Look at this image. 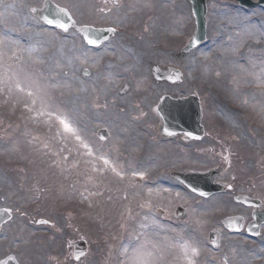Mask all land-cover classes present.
I'll use <instances>...</instances> for the list:
<instances>
[{"label": "rangeland", "instance_id": "obj_1", "mask_svg": "<svg viewBox=\"0 0 264 264\" xmlns=\"http://www.w3.org/2000/svg\"><path fill=\"white\" fill-rule=\"evenodd\" d=\"M44 1L0 0V209L13 216L0 232V260L185 264L181 246L189 244L198 250L194 264H264V227L259 238L249 236L256 210L234 200L246 195L264 209V9L209 0L211 47L205 42L183 56L195 29L189 0H52L79 26L116 29L99 48L88 47L76 29L43 24L34 13ZM145 47L159 52L157 70H180L182 84L158 83L155 69L134 67ZM191 57L202 59L183 65ZM194 94L206 138H162L160 99ZM41 100L76 135H57L54 118L37 117ZM103 129L106 142L97 137ZM219 132L233 149L223 148ZM234 152L243 158L237 168ZM215 169L227 191L209 198L173 177ZM238 172L256 179L247 184ZM100 208L109 213L98 222L115 225L105 243L91 225ZM228 217H241L244 230H226ZM211 233L220 237L217 247ZM72 240L88 244L80 262Z\"/></svg>", "mask_w": 264, "mask_h": 264}, {"label": "water", "instance_id": "obj_2", "mask_svg": "<svg viewBox=\"0 0 264 264\" xmlns=\"http://www.w3.org/2000/svg\"><path fill=\"white\" fill-rule=\"evenodd\" d=\"M240 5L244 8L255 7L256 5L264 8V0H261L258 4L253 3L251 0H239ZM208 0H202L200 3H193V13L196 20V33L193 39L189 42L188 46L184 49L183 54L186 55L197 48L207 38V8ZM41 20L51 26L58 29L68 31L75 26L73 20L67 11L58 8L51 1L45 3V10L40 15ZM52 21V23H49ZM63 25V27H61ZM66 29V30H65ZM81 33L84 35L86 42L92 47H99L104 42L108 41L113 36L111 30H95L92 28H82ZM160 80H167L171 83H179L182 79V74L178 71H171V74L162 77L158 75ZM157 113L162 119L163 127L161 129L162 134L165 137H174L179 134H185L189 139L201 140L204 136V128L202 127V110L200 100L196 96H192L187 99L175 100L170 97H164L161 100L160 105L157 107ZM99 137L102 140L108 139L106 131H101ZM217 173H210L206 175L208 177V184L205 187L200 185L188 184L189 187L196 193L208 197L217 192H221L224 189L220 186L214 185V180ZM178 179L187 181V177L184 175L176 174ZM237 201L243 202L247 205L259 206V203L250 201L244 197H238ZM10 220V216L5 211H0V227ZM257 226L264 223V213L257 216ZM230 221H227L229 223ZM241 229V227H240ZM258 231V227L255 232ZM213 243L217 242V239H212ZM85 246L84 243H78L75 245L82 257L85 252L81 253V247ZM0 264H17L14 257L8 258L6 261Z\"/></svg>", "mask_w": 264, "mask_h": 264}, {"label": "snow or ice", "instance_id": "obj_3", "mask_svg": "<svg viewBox=\"0 0 264 264\" xmlns=\"http://www.w3.org/2000/svg\"><path fill=\"white\" fill-rule=\"evenodd\" d=\"M49 23H52V21H49ZM61 27H63V25H61ZM7 79H11V78L6 77V80ZM16 88L19 91H24V89L21 88L19 81L16 82ZM26 94L29 97H32L31 103L34 107L36 104L35 94L31 90H28ZM36 111H37V117H47V120L45 122H49L53 118L55 119V121L59 125V128L57 130V135H62L63 133L76 135L75 129L71 126L68 120L59 113H53L51 110H49L47 104L43 100H41V107L39 109H36ZM77 138L79 137L77 136ZM104 163L108 164L109 162L105 159ZM181 253H182V259L184 260L185 264H194V258L198 255V250L189 244H184L183 246H181Z\"/></svg>", "mask_w": 264, "mask_h": 264}, {"label": "bare ground", "instance_id": "obj_4", "mask_svg": "<svg viewBox=\"0 0 264 264\" xmlns=\"http://www.w3.org/2000/svg\"><path fill=\"white\" fill-rule=\"evenodd\" d=\"M206 47H211V44L209 42H206L205 44ZM146 50V52H144L143 55L141 56H137L135 58V63L132 64L135 67L136 65H145L146 69H150V70H154L156 69V61L158 60V58L160 57L159 52L155 49V48H144ZM202 58H188L185 61H183V65H187V66H192V64L197 61V60H201ZM229 119V118H228ZM161 186H163V184H160ZM164 187V186H163ZM175 189L176 192H180V188H176L173 187Z\"/></svg>", "mask_w": 264, "mask_h": 264}]
</instances>
